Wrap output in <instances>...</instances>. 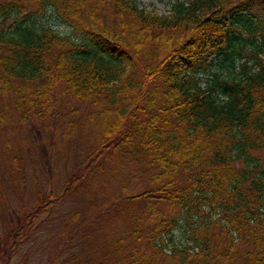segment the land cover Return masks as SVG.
Returning <instances> with one entry per match:
<instances>
[{"label":"trees","instance_id":"trees-1","mask_svg":"<svg viewBox=\"0 0 264 264\" xmlns=\"http://www.w3.org/2000/svg\"><path fill=\"white\" fill-rule=\"evenodd\" d=\"M62 85L97 106L93 171L112 151L144 160L148 184L101 214L89 204L76 247L81 235L94 248L69 262L264 264V0H176L167 14L139 0H0V95L17 97L23 122ZM113 215L127 226L96 247Z\"/></svg>","mask_w":264,"mask_h":264},{"label":"rangeland","instance_id":"rangeland-1","mask_svg":"<svg viewBox=\"0 0 264 264\" xmlns=\"http://www.w3.org/2000/svg\"><path fill=\"white\" fill-rule=\"evenodd\" d=\"M174 1L139 3L147 10L167 14ZM46 18L59 33L71 34V28L55 14L49 11ZM214 59L216 63L220 60ZM210 74L207 71L201 76L206 79ZM62 91L63 85L51 108H36L42 110L37 113L27 106L30 112L23 122L17 97L0 95V264H75L76 260L69 259L82 258L94 248L90 240L94 237L81 235L78 239L88 242L76 247L80 218L92 208L89 204L101 214L104 204L148 188L144 160L119 158L104 150L99 159L102 168L93 171L98 158L91 162L88 155L99 147L102 125L89 114L97 106L62 95ZM74 173L80 174V181L59 198ZM76 212L82 213L73 220ZM101 226L96 247L108 246L114 232L127 224L113 215L103 218L98 228ZM184 239L183 233L176 236L179 243ZM65 246L71 248L65 251Z\"/></svg>","mask_w":264,"mask_h":264}]
</instances>
